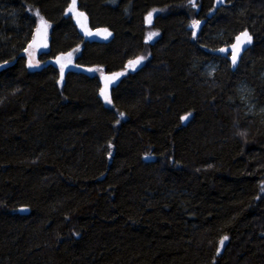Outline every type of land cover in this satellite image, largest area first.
<instances>
[{"label":"trees","instance_id":"16d2710c","mask_svg":"<svg viewBox=\"0 0 264 264\" xmlns=\"http://www.w3.org/2000/svg\"><path fill=\"white\" fill-rule=\"evenodd\" d=\"M70 1L0 0V264H264V0H78L108 40Z\"/></svg>","mask_w":264,"mask_h":264},{"label":"rangeland","instance_id":"374dc122","mask_svg":"<svg viewBox=\"0 0 264 264\" xmlns=\"http://www.w3.org/2000/svg\"><path fill=\"white\" fill-rule=\"evenodd\" d=\"M220 1L222 0H216L217 3ZM36 13H37V27L35 29L34 37L28 47L27 54H26L27 66L31 70L40 69L47 63V62L45 63L39 58V51H42V50L46 51L49 49V35H50L51 28H52L51 22H49L45 17H43L38 11ZM157 13H159V8L152 9L145 16V22L147 24L152 23ZM67 14L71 15L74 18L81 32L89 39L108 40L113 35L112 31L108 28H104V27L91 28L88 22L87 14L84 11L80 10L78 7V0H75V4H73V0L70 1L69 7L67 8ZM194 22L195 21L191 23V27L193 28L194 36H196L202 24V20H199L198 21L199 24L195 26H194ZM152 33H155V35H152L151 39H149V35ZM158 35H159L158 32L149 31L146 36V41L152 42ZM241 41H244L245 47L249 44V42L245 41V37H242ZM237 43L238 41L235 43V45H237ZM232 50L233 48L231 49V51ZM79 51H80V46L72 49L69 52L60 54L58 56L57 59H58V65H59V70H60V78H59L60 85L63 84L64 82L66 72L69 69H74L77 67L75 58ZM229 54H231V52ZM138 59L140 60V62L135 63V61H137ZM146 59H147V54L143 53L136 59L131 60L130 62H133V63L129 62L126 65V67L123 68L122 70H119L111 74L109 77H105L104 86H103V89L101 90V96L106 105H109V106L112 105V100L110 97V87L116 81H118L122 76L128 73L130 70H133L139 67L141 64H143L146 61ZM82 70L88 74H98L101 72V68L97 65L84 66L82 67ZM105 96H107L108 100L111 101L110 103L106 101ZM259 186H260V194L264 195V178L261 181Z\"/></svg>","mask_w":264,"mask_h":264},{"label":"water","instance_id":"95a60500","mask_svg":"<svg viewBox=\"0 0 264 264\" xmlns=\"http://www.w3.org/2000/svg\"><path fill=\"white\" fill-rule=\"evenodd\" d=\"M236 49H235V52H236V60H235V63H233V51H231V54L229 56V60L231 62V65L233 68H237L240 64V61H241V58L245 52V45H244V41H241V42H238L237 45H236ZM219 52H222L221 50H219ZM102 77L104 78V75H102Z\"/></svg>","mask_w":264,"mask_h":264},{"label":"snow or ice","instance_id":"6c2138e0","mask_svg":"<svg viewBox=\"0 0 264 264\" xmlns=\"http://www.w3.org/2000/svg\"><path fill=\"white\" fill-rule=\"evenodd\" d=\"M73 4H75V0H73ZM70 11H71V9H70ZM198 24H199L198 21H195V22H194V26H195V25H198ZM152 35H155V33L150 34V35H149V39H151V36H152ZM242 35L245 37V41H246V42H250L251 38L247 35V33H243ZM237 41H238V42H241V38H240V37H237ZM236 47H237L236 45H233V50H234V51H233V63H235V60H236V52H235ZM221 51H226V50H225V49H222ZM141 59H142V58H141ZM139 62H140L139 59H138L137 61H135V63H139ZM130 63H133V62H130ZM102 94H103V93H102ZM105 99H106L107 102H109V103L111 102L110 100H108L107 96H105ZM121 115H122V114H121ZM185 119H186V118H185ZM224 240H227V237H224V239L220 241V244H221V245H223Z\"/></svg>","mask_w":264,"mask_h":264},{"label":"crops","instance_id":"0c3cea01","mask_svg":"<svg viewBox=\"0 0 264 264\" xmlns=\"http://www.w3.org/2000/svg\"><path fill=\"white\" fill-rule=\"evenodd\" d=\"M34 37V36H33ZM43 51V50H42ZM39 52H41V51H39Z\"/></svg>","mask_w":264,"mask_h":264}]
</instances>
